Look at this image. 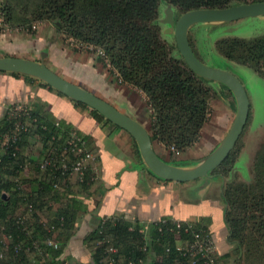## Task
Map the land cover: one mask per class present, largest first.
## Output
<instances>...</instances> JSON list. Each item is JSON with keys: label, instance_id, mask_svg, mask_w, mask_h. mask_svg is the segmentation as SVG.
Here are the masks:
<instances>
[{"label": "trees", "instance_id": "16d2710c", "mask_svg": "<svg viewBox=\"0 0 264 264\" xmlns=\"http://www.w3.org/2000/svg\"><path fill=\"white\" fill-rule=\"evenodd\" d=\"M260 1L264 0H42L31 7L29 15L14 18L13 12H8L7 18L22 25L35 20L34 17L51 20L58 32L74 39L75 45L85 43L102 49L121 82L129 83L147 96L146 106L153 116L149 133L152 143H162L178 153L199 138L208 119L211 90L208 84L214 81L193 72L177 46L161 37L157 22L160 2L172 6L181 15L189 10ZM215 47L225 61L247 66L264 76V34L253 38L224 37L216 41ZM13 107L3 117L0 139L14 134L15 123L24 124L27 130L19 133L14 155L13 148L2 149L0 153V264H68L63 253L76 230L77 214L81 210L79 198L90 194L97 171L86 164L81 174L72 172L61 177L57 171L40 169L36 158L23 154L26 145L38 141L45 150L43 158L59 159L62 154L71 163L77 155L69 149L66 140L75 131L64 130L54 118L40 116L31 109L30 116L23 112L16 115L11 111ZM91 112L99 121L111 123L96 110ZM250 117L249 105L247 121ZM234 150L233 147L212 173L223 175L232 168L229 159ZM92 153L96 155V166L97 154ZM26 164L32 168V177L24 179L31 183L30 192L20 188L21 171ZM252 175L249 182L229 181L223 185V220L231 248L214 255L216 264L238 261L248 264L249 260L250 264H264V143L255 153ZM54 183H59L60 188H55ZM61 197H69L66 205L55 216L45 217L43 211L48 207L43 201ZM19 203H26V220L16 214ZM164 220L154 222L146 235L137 219L127 221L119 215L101 218L83 239L91 251L90 262L79 264H109L112 257L115 264H192L190 258L183 257L175 248L177 238L171 230L174 227L171 218ZM189 221L195 228L209 231L205 219ZM47 237L56 247L45 243ZM181 237L188 239L190 235ZM16 246L19 249L14 251ZM111 247L116 251L111 253ZM226 259H231V263Z\"/></svg>", "mask_w": 264, "mask_h": 264}, {"label": "crops", "instance_id": "0c3cea01", "mask_svg": "<svg viewBox=\"0 0 264 264\" xmlns=\"http://www.w3.org/2000/svg\"><path fill=\"white\" fill-rule=\"evenodd\" d=\"M35 29L22 32L2 29L0 57L12 56L37 61L64 79L111 103L106 95L109 97L112 89L118 86L108 78L106 68L93 54L72 50L70 45L57 39L56 32L49 30L46 24L38 25ZM120 91L121 87L117 89V92ZM132 93L136 97L140 95L136 91ZM114 104L119 108L117 103ZM12 106H23L40 116L54 118L62 129L77 132L84 139L88 150L97 154V179L90 194L79 198L81 210L77 214L76 230L63 253L68 264L90 262L91 251L83 239L97 227L101 218L110 215H119L127 221L137 219L146 235L154 222L165 217L178 220L205 219L215 239L216 254L229 250L223 220L224 204L219 196H215L214 200L206 196L208 182L204 181L201 186H189L191 184H180L156 176L144 164L136 142L128 132L104 120L99 121L93 116L90 107L79 105L55 88L44 85L38 78L0 72V125L6 111ZM1 143L2 139L0 153ZM30 143L28 150L26 145L23 154L41 160L45 154L41 143L34 140ZM153 148L160 158L169 162L159 148L155 145ZM31 169L26 164L21 171L20 188L25 192L31 191V183L24 180L32 177ZM68 198L44 200L45 207H48L43 211L44 216H55L66 205ZM15 211L21 219H27L26 203L17 204Z\"/></svg>", "mask_w": 264, "mask_h": 264}, {"label": "rangeland", "instance_id": "374dc122", "mask_svg": "<svg viewBox=\"0 0 264 264\" xmlns=\"http://www.w3.org/2000/svg\"><path fill=\"white\" fill-rule=\"evenodd\" d=\"M41 1L42 0H40V2ZM38 2V0H0V31L2 29L15 32H22L28 29L37 30L35 29L36 26L46 24L49 30L53 29L56 32L55 36L57 39L61 40V42L67 46L70 45L72 50L78 51L74 46V39L58 32L57 25L51 20H40L36 19L37 17H32L35 20L22 25L19 21L12 22V19L7 18L8 12H13L14 18L29 15L31 7L35 6ZM169 9L172 11L174 22L177 20L180 15L175 12V9L166 3L160 2L158 6L157 22L161 37L174 46L176 45L173 32L174 26L166 22V14ZM33 25L35 26L34 28H32ZM49 33H52V31ZM262 34H264V15L243 17L224 22H211L208 24L196 23L190 26L188 30V41L195 55L202 59L205 64L226 69L237 76L247 92L250 104L251 117L247 121L245 130L235 143V150L229 159L232 168L223 175L212 173L213 171H211L208 172L205 177L180 182V184H191L189 186H194L193 184L201 186L204 184V181L208 182L205 193L206 196L213 200L215 196L221 198L223 185L227 182L250 181L253 176L252 162L255 153L264 143V76L256 74L253 69L247 66L225 61L216 51L215 43L224 37L253 38ZM93 56L100 61L104 68H106L109 75L108 78H110L112 83L115 82L118 86L117 88H113L110 96L108 97L106 95V98L113 103L112 105L117 103L118 109L122 112L138 119L148 132L151 133L153 116L150 107L146 106V102L148 101L147 96L129 83H122L120 76H118L116 69L110 64L109 58L106 55L101 59L94 54ZM208 85L211 89L209 112L207 114L208 119L200 131L199 138L191 146L187 147L184 151H178V153H176L175 149H168L163 147L164 145L162 143V145H159L157 142L153 141V145H155L157 149L159 148V151L162 152V156L168 159V163L172 165L191 167L201 163L204 158L212 154L219 146L236 118L237 103L231 90L229 89V91L223 86V83L217 81ZM119 87H121L122 90L120 93L117 92ZM132 91H136L140 94L139 97H136ZM120 101L122 102L119 103ZM33 146L38 148L36 143H33ZM160 146L162 148H160ZM225 170L226 169H223L222 171ZM193 196L196 195L193 194ZM226 260L231 263V259ZM247 262L250 264V260ZM237 264L243 263L238 261Z\"/></svg>", "mask_w": 264, "mask_h": 264}, {"label": "water", "instance_id": "95a60500", "mask_svg": "<svg viewBox=\"0 0 264 264\" xmlns=\"http://www.w3.org/2000/svg\"><path fill=\"white\" fill-rule=\"evenodd\" d=\"M260 15H264V1L243 3L227 8L189 10L182 13L175 22L172 18V11L170 9L167 11L166 22L174 26L173 32L176 45L184 61L196 74L226 85L233 93L237 103L236 118L226 136L212 154L196 166H176L164 161L156 154L151 136L139 120L122 112L89 90L64 79L37 61L2 56L0 57V71L20 73L38 78L70 99L96 110L104 118L132 136L140 157L153 174L174 182L191 181L207 176L208 172L213 171L228 156L242 134L248 119L250 104L247 92L237 76L226 69L209 66L196 57L188 41V30L190 26L196 23L208 24Z\"/></svg>", "mask_w": 264, "mask_h": 264}, {"label": "built area", "instance_id": "2783aa9c", "mask_svg": "<svg viewBox=\"0 0 264 264\" xmlns=\"http://www.w3.org/2000/svg\"><path fill=\"white\" fill-rule=\"evenodd\" d=\"M34 27L35 26L33 25L32 28ZM74 46L80 51L92 53L101 58L105 57V53L102 49L96 48L90 44L79 43L76 45L74 44ZM11 111L16 115L23 112V114L30 116V111L23 106H14ZM25 130H27V128L24 124L15 123L14 134L5 137L2 140V149L8 150L13 148L11 153L14 155L17 149L15 144L18 141L19 133ZM66 144L69 146V149L73 152V154L77 155V158L73 162L68 163L62 154L58 156L59 159L48 156L38 161L39 168L42 170L49 168L50 170L57 171L58 175L61 177L72 172H78L81 174L83 169L86 167V164H91V167L96 169L94 164L96 155L86 148L84 141L80 136L73 132L66 140ZM55 161H59L60 164H55ZM15 181H17V179H15ZM53 186L55 188H60L59 183H54ZM28 208H31V204H28ZM164 221V219L161 220V222ZM171 221L174 224V227L171 230L175 233L174 235L177 238L175 248L183 257L190 258L192 264H216L214 259V255L216 254V244L214 236L210 230L208 231L204 228H195L193 223L189 220L171 219ZM1 227L4 229L3 226ZM183 234H189L190 238H182L181 236ZM44 241L47 245L56 247V243L50 237H47ZM18 249L19 247L16 246L14 251H17ZM115 251L116 248H110L111 253ZM109 264H115V259L113 257L110 258Z\"/></svg>", "mask_w": 264, "mask_h": 264}]
</instances>
